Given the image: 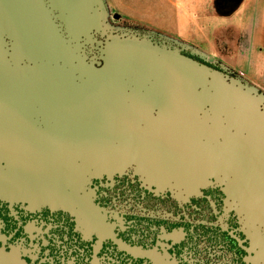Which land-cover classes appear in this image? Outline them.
Wrapping results in <instances>:
<instances>
[{"label":"flooded vegetation","instance_id":"obj_1","mask_svg":"<svg viewBox=\"0 0 264 264\" xmlns=\"http://www.w3.org/2000/svg\"><path fill=\"white\" fill-rule=\"evenodd\" d=\"M37 2L49 29L70 53L67 59L55 57L51 65L64 71L72 92L89 88L85 86L93 74L102 76L107 48L116 41L133 43L176 61L182 56L222 72L221 65L210 58H199L174 40L125 23L105 4L98 34L89 26L72 35L63 11L52 0ZM115 36L120 39H113ZM15 40L10 30L0 29L2 62L8 68L33 72L40 61L29 56L13 58ZM154 56L149 60L155 61ZM230 75L241 78L234 72ZM144 79L145 86H125L122 92L156 90L146 86L149 80ZM193 92L211 94L212 89L197 87ZM158 111L154 104L148 114L154 119ZM209 112L210 104L204 102L195 116L206 118ZM30 121L40 129L46 123L39 112H34ZM139 139L152 141L150 137ZM171 140L177 142L174 138L166 142ZM107 141L118 142L120 137ZM206 156L187 150H97L90 158L97 162L108 159V165L74 167L71 175L75 178L60 185L1 184L0 189L51 194L0 193V264H264L259 245L264 224L256 213L257 200L251 201V214L244 205L242 185L233 182V173L196 167L193 160ZM115 159L121 161L113 164ZM155 159L157 166L149 165ZM79 161L75 157V164ZM16 169L0 159V173H15Z\"/></svg>","mask_w":264,"mask_h":264},{"label":"bare ground","instance_id":"obj_2","mask_svg":"<svg viewBox=\"0 0 264 264\" xmlns=\"http://www.w3.org/2000/svg\"><path fill=\"white\" fill-rule=\"evenodd\" d=\"M52 2L66 13L65 21L73 33L86 27L89 20L84 15V0ZM0 29L10 30L16 39L13 58L29 56L40 61L33 72L19 71L6 67L0 54V159L6 161L7 167L18 168L15 173H0V185H60L75 178L71 175L72 169L76 170L74 167L97 163L108 165L111 162L108 159L97 162L90 158L97 150L203 152L208 158L193 160L196 167L204 165L232 171L233 181L244 186V205L251 214V200L254 189L257 188V215L264 224V122L263 118L258 120L252 111L246 110L249 101L237 94L224 93L221 90L223 86L217 80L213 81V86L220 93L210 97L166 93L123 96L119 91V81L104 79L103 76H92L85 86L89 88L72 92L64 71L51 65L55 57L67 59L68 51L61 47L49 29L45 14L36 0H0ZM140 55L139 51L116 48L111 52L110 72H131L132 82L139 84L140 72L145 69L150 71L152 67L146 68L144 64L124 60L128 56L134 58ZM154 67L158 71L157 87L186 88L201 81V75L184 64H179L177 68L171 63L165 65L160 62ZM167 68L174 71L177 68L180 73L192 74L187 79L167 81L163 73ZM33 85H41V91ZM4 86L14 87H7L8 90H5ZM9 92L17 96H34V101H2V97ZM36 97L42 101H36ZM56 98L59 100L53 102L52 99ZM206 98L211 100L215 113L219 110L226 112L230 124L238 129L247 128L250 141L236 138L238 132L229 139L225 128L216 120L209 127L203 121L196 120L193 116L194 109ZM152 103H157L160 107L155 120L147 112ZM231 105H234V110L230 109ZM34 112L41 113L46 121L41 129L30 121ZM217 135L228 139L216 143L214 137ZM132 136L137 139L131 138ZM175 136L181 142H166L167 138ZM109 137H120V141L108 142ZM140 137H150L152 141L143 142ZM199 137H204L206 141L199 143ZM131 141L139 145L132 148L129 146ZM75 157L80 159L79 163L75 164ZM120 161L115 159L112 163L118 164ZM149 165L157 166V160ZM1 187L0 193L11 196L31 194L33 197H43L51 194L45 190L29 192ZM259 245L264 262L262 235L259 236Z\"/></svg>","mask_w":264,"mask_h":264},{"label":"crops","instance_id":"obj_3","mask_svg":"<svg viewBox=\"0 0 264 264\" xmlns=\"http://www.w3.org/2000/svg\"><path fill=\"white\" fill-rule=\"evenodd\" d=\"M103 1L126 22L212 58L264 93V0Z\"/></svg>","mask_w":264,"mask_h":264},{"label":"water","instance_id":"obj_4","mask_svg":"<svg viewBox=\"0 0 264 264\" xmlns=\"http://www.w3.org/2000/svg\"><path fill=\"white\" fill-rule=\"evenodd\" d=\"M84 2H85L84 15L87 17L89 22L86 25V27H84L82 30L78 31L77 33H73L70 30L68 24L65 21L66 13L63 12V16H64L63 19H64V21H65V23H66L67 27L69 28L72 35H76L78 33L84 32L85 29L88 28L89 26L96 28L95 34H98L99 31L102 30V22H103V16H104V1L103 0H84ZM109 38H111V37H109ZM131 38L135 39V37H131ZM113 39L119 40L120 38L118 36H115V37H113ZM118 47H124V48H128L129 50L139 51L142 54L140 56H135L134 58H132L131 56H128V58L124 60L125 62H134V63L144 64L146 66V68H148L149 66L152 67V69L150 71L145 69L143 72H140L139 84H137L136 82L135 83L132 82L131 72H121L119 74H115V72H110L109 66L111 63V52H113ZM107 50H108L107 51V64H106L105 68L102 70V73H103L102 76L104 77L105 75H108V76H110L111 80L117 79L120 83V85L118 86L119 91L123 96H129L131 94L147 95V94L166 93V94H176V95L182 94V95L209 96L210 97V96H213V95L220 93L219 90L213 86V81L217 80L223 86L222 87L223 89L221 88V90H223L224 93L229 92L230 94H237V95L242 96L247 101H249L250 103L245 107L246 110L252 111L253 115L258 120L263 118V122H264V95L260 94L255 87H253L252 85L247 83L245 80H243L239 77H232L230 75V71L227 70L225 67L221 66L220 69L222 72H220V71H217L216 69L202 65L197 61L190 60V59L184 58L182 56H181L179 61L172 60L171 58H166L165 56H163L162 53H158L155 55L151 50H145V48H142L139 45H136L133 43L124 45V44H121L118 41H116L111 46H108ZM191 53H192V55L198 56L199 58H204V57L199 56L193 52H191ZM69 54L70 53L68 51V56H69ZM153 56L156 57V60L155 61L149 60ZM145 59H147L148 62L145 61ZM209 61L212 62V58H210ZM160 62L162 64H165V65H168L171 63L173 65H176L177 68H178L179 64H184V65L188 66L189 68L191 67L201 75V81L194 83L192 86L186 87V88H179L178 86H176L175 88L157 87L156 84L158 81V71H157V68L154 67V65L156 63H160ZM177 68L175 69V71L173 69L170 70L169 68H167L166 70L163 71L167 81L170 79H172V80L175 79L176 81H179L180 79H187L188 77H190V74H192V73H180ZM134 74H136L135 71H134ZM92 76H94V74ZM144 78H148V80H149L148 83L146 84V86H148L149 88L156 89V90L148 91L147 93H143V94L135 93V92L130 93V94H125L122 92L121 88L125 87V86H130L133 88L145 86L144 85V80H145ZM149 78H152V81ZM197 87L210 88V89H212V93L211 94H207L204 92L194 93L193 89L197 88ZM204 102L210 104V112L206 118L199 119L195 116V112L198 109L199 105H201ZM154 104L159 107V105L157 103H152L150 105V107ZM235 107H236V105H235ZM230 109L234 110L235 109L234 105H231ZM159 112H160V107H159L157 117L159 115ZM193 116L196 120L203 121L204 125L207 127L212 125L213 120H216L219 123V125H221L225 128L227 136L229 137V139L233 138L235 136V133L238 132V136L236 138H238L241 141H248V142L250 141L249 130L247 128H243V127L238 129L235 125L230 124L228 122L227 114L225 111L219 110L215 113L212 102L208 98L202 100L196 106V108L194 109V112H193ZM156 118H154L153 120H155ZM218 137H221L220 141L216 139ZM228 137L223 136V135H217L214 137V142L222 143V142L226 141L228 139ZM172 138H174L177 141V143L181 142L179 137H177V136L172 137ZM202 138H203V141H201ZM205 141L206 140L204 137L198 138L199 143H204ZM223 170H225V169H223ZM227 172H229V171H227ZM230 172L233 173L232 171H230ZM233 180H234V173H233ZM238 184H241V183H238ZM241 185L244 189L243 184H241ZM257 196H258L257 195V188H255L252 200H257L256 213H257L258 206H259V201H258ZM262 236H264V235H262Z\"/></svg>","mask_w":264,"mask_h":264},{"label":"rangeland","instance_id":"obj_5","mask_svg":"<svg viewBox=\"0 0 264 264\" xmlns=\"http://www.w3.org/2000/svg\"><path fill=\"white\" fill-rule=\"evenodd\" d=\"M119 11L120 10H118L117 12H115L114 14L115 15H118L119 16V18L121 19V20H125L124 22L125 23H127V24H129V25H132V26H137V27H139V28H141V29H143V30H145L146 31V28L149 30V28L148 27H146L145 26V28H142L140 25H137V24H131L130 22L128 23V22H126V19L123 17V16H120V14H119ZM153 31V30H152ZM149 33H151V32H149ZM152 34H154V33H152ZM155 35V34H154ZM176 43H178V41H176ZM186 48V47H185ZM34 87H36L37 89H39L40 91H41V89H42V87H41V85H33ZM7 87H14V86H4L3 88H5V90H8V89H6ZM26 88V90H28L27 89V87H25ZM6 92V91H5ZM28 92V91H27ZM34 96H30V95H26V96H17V95H12L11 94V92H9L7 95L5 94L3 97H2V101H4L5 100V102H20V103H22V102H31V101H34V99H32ZM59 100V98H56V99H52V101L54 102V101H58ZM36 101H42V100H40L38 97H36Z\"/></svg>","mask_w":264,"mask_h":264}]
</instances>
